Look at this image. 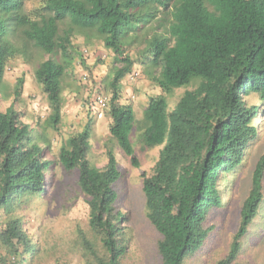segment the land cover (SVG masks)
<instances>
[{"label": "trees", "instance_id": "16d2710c", "mask_svg": "<svg viewBox=\"0 0 264 264\" xmlns=\"http://www.w3.org/2000/svg\"><path fill=\"white\" fill-rule=\"evenodd\" d=\"M77 37L86 45L98 39L112 55L104 77L110 138L134 168L140 164L130 135H136L140 152L161 147L153 167L141 174L145 215L160 235L159 264H184L206 239L209 210L221 206L220 180L260 138L254 120L264 113L259 108L264 106V0H0V85L6 65L32 47L61 59L47 58L33 73L49 108L45 130L59 141L54 161L47 159L50 143L48 149L42 146L20 110L13 105L0 110V209L16 198L43 195L53 164L77 170L89 227L102 252L83 240L84 245L97 264H120L127 241L113 187L120 175L117 159L108 150L104 166L89 161L91 116L79 130L63 133L60 124L65 68L73 61L83 66L82 52L91 47H78ZM136 64L157 91L137 98L140 119L134 95L126 97L120 87ZM192 80L197 84L169 110L168 95ZM15 83L18 99L23 80ZM252 95L257 103L248 102ZM260 122L264 132L261 117ZM263 179L264 151L254 165L228 251L215 264H232L239 255L263 198ZM30 241L17 219L0 222V253L14 256V264H24L32 253Z\"/></svg>", "mask_w": 264, "mask_h": 264}, {"label": "rangeland", "instance_id": "374dc122", "mask_svg": "<svg viewBox=\"0 0 264 264\" xmlns=\"http://www.w3.org/2000/svg\"><path fill=\"white\" fill-rule=\"evenodd\" d=\"M74 41L78 47L86 45L82 37H77ZM86 46L105 50L109 55L104 60H96L91 66V74L102 80L103 90L109 95L108 78L104 77L109 72L111 52L98 39L91 40ZM23 55L8 65V70L5 71L0 85V110L4 111L10 105L20 110L24 115L23 120L29 122L35 134L41 138L42 146L48 149L47 141L50 143L53 151H48L47 159L54 161L59 141L51 129L45 130L44 120L49 114V108L45 96L35 82L33 71L37 64L49 57L58 61L61 59L59 55L49 56L34 47ZM134 68L140 69L141 77L134 84H128L123 79L120 87L126 97L134 95L132 101L135 105V116L140 119L142 104L137 102V98L142 97L141 93L144 91H157L153 89L154 85L145 74L144 68L138 64ZM65 69L61 81L62 132L79 130L91 116L95 124L90 138L89 161L97 167L104 166L108 150H112L117 159L120 175L113 187L118 195L116 206L125 219L124 237L127 241L126 253L120 264H159L156 247L160 235L145 215L141 174L149 172L153 167L161 147L156 146L140 152L136 135H130L140 164L139 168H134L129 157L109 136V117L106 110L101 105L92 103L90 95L78 82L81 70L79 63L73 61ZM20 78L23 80L22 92L15 99V82ZM196 84L197 81L192 80L186 86L173 89L167 97L168 109L174 107L185 89L193 88ZM247 100L249 103H257L254 95L248 96ZM260 117L264 119L263 112L258 113L254 120L260 138L246 151L240 165L220 180L218 187L221 206L209 210L203 224L208 231L206 239L197 251L186 257L184 264H215L226 255L239 224L241 205L250 189L254 165L264 151V132L260 128ZM77 176V170L67 171L53 164L46 172L48 189L43 195L16 198L9 208L0 209V222L17 219L31 240L33 250L27 255L24 264H97L83 242L87 241L99 255L102 252L97 235L89 227L88 208L77 185ZM262 192L263 198L257 214L248 226L247 233L241 240L239 255L232 264H264V179Z\"/></svg>", "mask_w": 264, "mask_h": 264}, {"label": "clouds", "instance_id": "9594fccd", "mask_svg": "<svg viewBox=\"0 0 264 264\" xmlns=\"http://www.w3.org/2000/svg\"><path fill=\"white\" fill-rule=\"evenodd\" d=\"M105 48V47H104ZM106 49V48H105ZM88 50H90V54H87ZM108 50V49H107ZM26 53V52H25ZM24 53V54H25ZM83 58H84V65L82 66L80 63V67H81V70L79 71V74H78V82L80 83V85L84 88L85 91L88 92V94L90 95V99H91V102L92 103H96V104H99L101 105L103 108H104V105H105V102L108 98L109 95H107L104 90H103V84H102V80L100 78H97L95 77V75L91 74V71H90V68L91 66L93 65V63L96 61V60H104L106 57H108L109 55H107L106 51L105 50H102V49H99L97 47H90V48H85L83 50ZM92 58L91 60H88ZM17 59V58H16ZM16 59H14L13 61L9 62L7 65H6V70H8V65H11V63H13ZM46 60V59H45ZM43 61V60H42ZM38 65V64H37ZM78 66V65H77ZM37 67V66H36ZM79 67V66H78ZM66 71V69H65ZM132 72H137L138 73V77L136 79H139L141 77V72H140V69L138 68H132V70L127 73L125 75V77L123 78L125 80V78H128L129 74L132 73ZM34 73V71H33ZM83 73H86L87 74V79L84 81L82 80V74ZM34 76V75H33ZM134 80L133 82H127L128 84H134L137 80ZM62 81V80H61ZM92 84V86H91ZM121 84V83H120ZM86 86V87H85ZM88 86V87H87ZM62 88V86H61ZM123 91H121L122 93ZM43 94V93H42ZM62 94V93H61ZM44 95V94H43ZM98 95H101L102 97H104V103L101 104V103H98L97 101V96ZM45 96V95H44ZM131 97H133V95H131ZM46 98V97H45ZM15 99H17L15 97ZM91 103V104H92ZM11 106V105H10ZM14 107V106H13ZM15 108V107H14ZM48 108V107H47ZM16 109V108H15ZM18 110V109H17ZM62 111V109H61ZM22 113V112H21ZM23 114V113H22ZM24 117V115H23ZM24 121V120H23ZM25 122V121H24ZM25 123H28L30 124L29 122H25ZM35 132V131H34ZM37 136V135H36ZM38 137V136H37ZM39 138V137H38Z\"/></svg>", "mask_w": 264, "mask_h": 264}, {"label": "built area", "instance_id": "2783aa9c", "mask_svg": "<svg viewBox=\"0 0 264 264\" xmlns=\"http://www.w3.org/2000/svg\"><path fill=\"white\" fill-rule=\"evenodd\" d=\"M138 77V73L137 72H132L129 74L128 76V80L130 82H133L136 78ZM87 79V74L83 73L82 74V80H86ZM104 97H102L101 95L97 96V101L98 103L103 104L104 103ZM16 261L15 257L12 255H7L5 253H0V264H14Z\"/></svg>", "mask_w": 264, "mask_h": 264}]
</instances>
